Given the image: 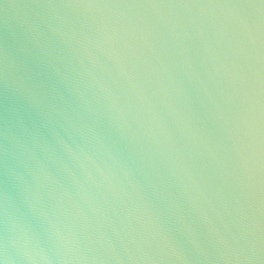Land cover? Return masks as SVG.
I'll return each mask as SVG.
<instances>
[{
	"label": "clouds",
	"instance_id": "9594fccd",
	"mask_svg": "<svg viewBox=\"0 0 264 264\" xmlns=\"http://www.w3.org/2000/svg\"><path fill=\"white\" fill-rule=\"evenodd\" d=\"M0 264H264V0H0Z\"/></svg>",
	"mask_w": 264,
	"mask_h": 264
},
{
	"label": "water",
	"instance_id": "95a60500",
	"mask_svg": "<svg viewBox=\"0 0 264 264\" xmlns=\"http://www.w3.org/2000/svg\"><path fill=\"white\" fill-rule=\"evenodd\" d=\"M0 111H2V102H0ZM3 126V119L0 118V127ZM7 177L3 174V159L0 156V192L7 187Z\"/></svg>",
	"mask_w": 264,
	"mask_h": 264
}]
</instances>
